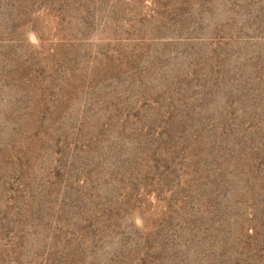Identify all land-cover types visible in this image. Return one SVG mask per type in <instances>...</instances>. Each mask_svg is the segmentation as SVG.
I'll list each match as a JSON object with an SVG mask.
<instances>
[{
	"label": "rangeland",
	"instance_id": "rangeland-1",
	"mask_svg": "<svg viewBox=\"0 0 264 264\" xmlns=\"http://www.w3.org/2000/svg\"><path fill=\"white\" fill-rule=\"evenodd\" d=\"M0 264H264V0H0Z\"/></svg>",
	"mask_w": 264,
	"mask_h": 264
}]
</instances>
